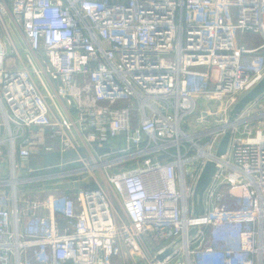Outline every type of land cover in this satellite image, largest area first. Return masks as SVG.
I'll list each match as a JSON object with an SVG mask.
<instances>
[{
  "label": "built area",
  "instance_id": "2783aa9c",
  "mask_svg": "<svg viewBox=\"0 0 264 264\" xmlns=\"http://www.w3.org/2000/svg\"><path fill=\"white\" fill-rule=\"evenodd\" d=\"M6 14L25 49L45 52L39 71L76 117L53 115L19 42L0 36V161L7 146L13 162L12 195L0 193V264H264V94L229 113L264 74V0H0ZM73 130L95 162L79 155L70 173L89 183L20 197L18 183L32 178L16 177V152L76 148ZM209 160L218 168L197 215Z\"/></svg>",
  "mask_w": 264,
  "mask_h": 264
},
{
  "label": "crops",
  "instance_id": "0c3cea01",
  "mask_svg": "<svg viewBox=\"0 0 264 264\" xmlns=\"http://www.w3.org/2000/svg\"><path fill=\"white\" fill-rule=\"evenodd\" d=\"M7 35L19 42L22 49L23 63L32 70L36 81L51 105L53 115L61 119H67L68 117L75 118L76 111L56 94L55 89L58 81L49 80L46 75L39 71L40 63H47L45 52L41 50L36 54H32L29 50L25 49L26 42L24 38L22 39L21 29L10 14H6L2 19L0 18V36ZM248 35H251L255 41L260 40L258 34L250 33ZM5 131V122L3 117L0 116V137L5 134ZM72 138L76 146L73 149L62 150L58 142L53 150L36 152L27 158L21 156L18 151L16 152L14 156V162L17 165L15 170L16 177L19 179L32 178L30 182L21 181L18 183V194L20 197L32 195L39 189L42 191L39 192L43 193L44 196L60 189H66L71 193H75L79 187L89 183L88 179H86V174L70 173L71 169L83 165L78 160L79 155L85 156L88 159H92L93 156L77 130L72 131ZM117 140L118 138H113L110 142L116 143ZM12 164L10 151L5 146L4 155L0 161V193L4 192L12 195L13 184L9 182L13 175ZM96 176L103 186H108L104 175L100 171H96ZM89 185L96 186L97 184L90 183Z\"/></svg>",
  "mask_w": 264,
  "mask_h": 264
},
{
  "label": "water",
  "instance_id": "95a60500",
  "mask_svg": "<svg viewBox=\"0 0 264 264\" xmlns=\"http://www.w3.org/2000/svg\"><path fill=\"white\" fill-rule=\"evenodd\" d=\"M264 94V74L254 82L248 89L243 91L237 99L231 104L229 113L230 117L234 118L241 113H243L256 99H258L261 95ZM231 137V130H227L223 137L220 139L218 143V148L216 150V154L218 156H223L229 146ZM218 168L216 160L207 161L198 176L197 182L194 188L193 194V206L194 212L197 215H202L206 212V192L208 187L212 181L214 173ZM197 227H193L190 230V236H192L197 231ZM182 244V238H178L168 247H166L162 252L158 253L155 256V259L163 260L166 256L172 254L176 251L180 245Z\"/></svg>",
  "mask_w": 264,
  "mask_h": 264
},
{
  "label": "rangeland",
  "instance_id": "374dc122",
  "mask_svg": "<svg viewBox=\"0 0 264 264\" xmlns=\"http://www.w3.org/2000/svg\"><path fill=\"white\" fill-rule=\"evenodd\" d=\"M250 38H252V36L251 35H248ZM260 36V35H259ZM253 39V38H252ZM261 39V38H260ZM254 40V39H253ZM255 41V40H254ZM21 43H22V41H21ZM199 106H201L202 105V102H201V100H199V104H198ZM199 113V111L197 112V113H195V114H193V115H189V116H187L186 118H185V123L183 124V126H184V128L186 129V130H188V131H193L196 127H198V126H195L194 127V124L192 123V121L194 120V118L196 117V114H198ZM194 123H195V121H194ZM91 161L92 162H95V160L94 159H91ZM9 182H12V181H9ZM13 183V182H12ZM116 199V198H115ZM116 201H117V199H116ZM117 203V209L121 212V213H124V209H123V205L121 204V202H119V201H117L116 202Z\"/></svg>",
  "mask_w": 264,
  "mask_h": 264
}]
</instances>
